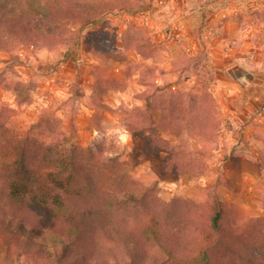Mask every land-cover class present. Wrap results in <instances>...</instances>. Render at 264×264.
<instances>
[{
  "label": "rangeland",
  "instance_id": "rangeland-1",
  "mask_svg": "<svg viewBox=\"0 0 264 264\" xmlns=\"http://www.w3.org/2000/svg\"><path fill=\"white\" fill-rule=\"evenodd\" d=\"M69 2L97 14L68 21L70 41L0 51L4 151L25 135L57 141L95 180L72 206L194 241L220 214L241 234L234 255L264 264V0ZM53 153L32 160L45 171Z\"/></svg>",
  "mask_w": 264,
  "mask_h": 264
},
{
  "label": "trees",
  "instance_id": "trees-1",
  "mask_svg": "<svg viewBox=\"0 0 264 264\" xmlns=\"http://www.w3.org/2000/svg\"><path fill=\"white\" fill-rule=\"evenodd\" d=\"M67 1L0 0V51L70 41L63 29L68 21H87L97 14ZM113 5L104 7L105 11ZM110 55L104 50L102 61L108 63ZM159 125L180 132L179 126L173 128L165 116ZM129 126L138 128L133 122ZM4 139L7 136L0 133L3 151ZM14 140V149L4 151L0 159V264H170L171 260L182 264L263 263L260 256L247 259L234 255L231 250L241 234L234 226L220 222V214L211 218L210 231L194 241L158 221L148 224L144 236L93 206L74 207L67 196L80 195L81 181L95 184L90 171L81 165L78 152L55 151L57 141L29 135ZM40 150L45 156L53 152L58 155L47 157L51 164L45 171L32 160ZM183 170L180 164L164 165L165 173L178 175Z\"/></svg>",
  "mask_w": 264,
  "mask_h": 264
},
{
  "label": "clouds",
  "instance_id": "clouds-1",
  "mask_svg": "<svg viewBox=\"0 0 264 264\" xmlns=\"http://www.w3.org/2000/svg\"><path fill=\"white\" fill-rule=\"evenodd\" d=\"M118 131V130H117ZM127 139V136L126 135H121L120 136V140H126Z\"/></svg>",
  "mask_w": 264,
  "mask_h": 264
}]
</instances>
